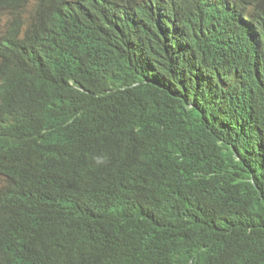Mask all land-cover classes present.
Here are the masks:
<instances>
[{
  "label": "trees",
  "instance_id": "16d2710c",
  "mask_svg": "<svg viewBox=\"0 0 264 264\" xmlns=\"http://www.w3.org/2000/svg\"><path fill=\"white\" fill-rule=\"evenodd\" d=\"M221 2L0 0V264H264V46Z\"/></svg>",
  "mask_w": 264,
  "mask_h": 264
},
{
  "label": "clouds",
  "instance_id": "9594fccd",
  "mask_svg": "<svg viewBox=\"0 0 264 264\" xmlns=\"http://www.w3.org/2000/svg\"><path fill=\"white\" fill-rule=\"evenodd\" d=\"M176 1L183 5L193 16L199 15L198 6L205 0H159V4H166ZM223 6L217 10L222 17L217 19L227 26L229 40L235 42V31L243 30L246 38H253L264 46V9H259L254 5V0H221ZM186 16V15H185Z\"/></svg>",
  "mask_w": 264,
  "mask_h": 264
},
{
  "label": "rangeland",
  "instance_id": "374dc122",
  "mask_svg": "<svg viewBox=\"0 0 264 264\" xmlns=\"http://www.w3.org/2000/svg\"><path fill=\"white\" fill-rule=\"evenodd\" d=\"M7 21H8L7 18H4L3 20H1V18H0V24H3V23L6 24Z\"/></svg>",
  "mask_w": 264,
  "mask_h": 264
}]
</instances>
